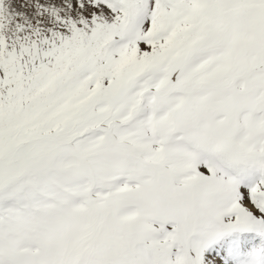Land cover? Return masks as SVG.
<instances>
[{"label": "snow or ice", "instance_id": "snow-or-ice-1", "mask_svg": "<svg viewBox=\"0 0 264 264\" xmlns=\"http://www.w3.org/2000/svg\"><path fill=\"white\" fill-rule=\"evenodd\" d=\"M0 264H264V0H0Z\"/></svg>", "mask_w": 264, "mask_h": 264}]
</instances>
